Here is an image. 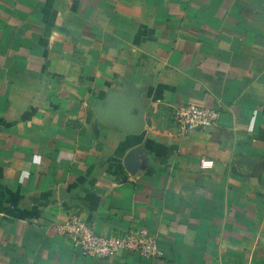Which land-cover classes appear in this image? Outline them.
<instances>
[{
    "label": "crops",
    "instance_id": "0c3cea01",
    "mask_svg": "<svg viewBox=\"0 0 264 264\" xmlns=\"http://www.w3.org/2000/svg\"><path fill=\"white\" fill-rule=\"evenodd\" d=\"M70 212L162 255H81ZM0 264H264V0H0Z\"/></svg>",
    "mask_w": 264,
    "mask_h": 264
},
{
    "label": "built area",
    "instance_id": "2783aa9c",
    "mask_svg": "<svg viewBox=\"0 0 264 264\" xmlns=\"http://www.w3.org/2000/svg\"><path fill=\"white\" fill-rule=\"evenodd\" d=\"M217 110L191 102L178 103L172 106L171 116L179 133L194 128L211 126L217 118ZM210 158H200V168L209 167ZM57 233L69 239L70 244L81 255L95 257L110 256L118 250L136 251L142 256L162 255L155 233L146 228H127L120 232L97 233L77 212L68 213L64 220L55 226Z\"/></svg>",
    "mask_w": 264,
    "mask_h": 264
},
{
    "label": "water",
    "instance_id": "95a60500",
    "mask_svg": "<svg viewBox=\"0 0 264 264\" xmlns=\"http://www.w3.org/2000/svg\"><path fill=\"white\" fill-rule=\"evenodd\" d=\"M129 115L125 117H110L100 107L95 108V115L101 121L112 125L124 128L131 132H137L143 126V117L138 112L137 107H131L128 109Z\"/></svg>",
    "mask_w": 264,
    "mask_h": 264
}]
</instances>
